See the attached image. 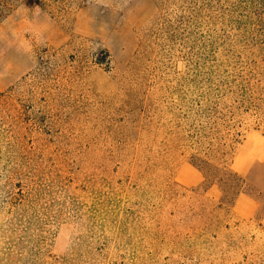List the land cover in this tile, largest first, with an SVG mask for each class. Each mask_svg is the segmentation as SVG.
<instances>
[{
	"label": "rangeland",
	"instance_id": "rangeland-1",
	"mask_svg": "<svg viewBox=\"0 0 264 264\" xmlns=\"http://www.w3.org/2000/svg\"><path fill=\"white\" fill-rule=\"evenodd\" d=\"M34 1L0 0V264H264V0Z\"/></svg>",
	"mask_w": 264,
	"mask_h": 264
},
{
	"label": "crops",
	"instance_id": "crops-1",
	"mask_svg": "<svg viewBox=\"0 0 264 264\" xmlns=\"http://www.w3.org/2000/svg\"><path fill=\"white\" fill-rule=\"evenodd\" d=\"M243 205H246L245 209L243 210V213H245V215H243L242 210L240 211L239 209ZM234 208L236 211H239L241 216L246 218L252 214L254 206L249 201H247L244 197H241L240 195H238L236 198L235 204H234Z\"/></svg>",
	"mask_w": 264,
	"mask_h": 264
},
{
	"label": "trees",
	"instance_id": "trees-1",
	"mask_svg": "<svg viewBox=\"0 0 264 264\" xmlns=\"http://www.w3.org/2000/svg\"><path fill=\"white\" fill-rule=\"evenodd\" d=\"M34 2H35L36 4H38V0H35ZM191 164L196 168L197 171H199L200 173L203 174V167H202V164H203V165H207L208 163L205 162V161L200 160V161H199V164H196V162H194V161H191ZM239 180H241V178H240ZM241 182L243 183V180H242Z\"/></svg>",
	"mask_w": 264,
	"mask_h": 264
}]
</instances>
